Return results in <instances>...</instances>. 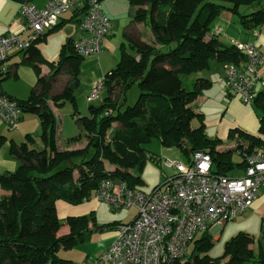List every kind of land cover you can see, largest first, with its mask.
Segmentation results:
<instances>
[{
	"label": "trees",
	"instance_id": "obj_1",
	"mask_svg": "<svg viewBox=\"0 0 264 264\" xmlns=\"http://www.w3.org/2000/svg\"><path fill=\"white\" fill-rule=\"evenodd\" d=\"M12 1L21 4L30 0ZM127 2L132 19L127 30L129 34L125 36L128 35L127 44L132 53L125 51L123 43L120 45L115 68L104 75L106 96L102 104L90 107V117L75 116V124L86 141L83 149L58 148L57 121L49 106V102L59 107L75 99L73 91L79 84L83 58L75 54L72 40L62 46L57 62L50 64L52 74L39 76L27 99H13L22 113L39 118L41 145L34 144V138L28 136L26 143L17 149L12 146L19 165L12 173L0 174V264H68L69 261L57 255L59 249H70L84 242L93 230L106 225L96 226L93 213L69 216L65 220L69 233L57 236L62 224L55 202L61 200L69 205L89 202L103 179H118L130 188H139L141 178L127 169L139 171L144 154L142 146L152 139H158L162 146L177 147L186 156L195 151L208 152L212 158V172L222 175L235 170L231 161L233 151L242 156L238 168L244 170V154L264 145L260 136L233 128L228 133L232 143L221 151L218 148L221 140L206 136L202 115L192 105L211 82L196 78L189 89L183 80V77L209 68L211 60L240 65L244 57L232 44L222 46L215 37L209 40L205 37L212 21L223 11L237 15L245 30L263 27L264 0ZM144 25L149 28V36L140 29ZM134 30L138 42L131 37ZM36 42L23 52L29 64L40 57ZM34 67L39 75L38 67ZM6 76L0 75V79ZM60 77L63 80L59 84L63 87L51 95ZM133 84L138 87V98L132 106L125 107L126 91ZM252 105L260 114L259 132L263 134L264 89H259ZM108 109L112 112L105 115ZM195 119L199 125L192 127ZM84 155L80 163L73 161L74 157ZM147 157L158 165V157ZM107 162L116 168L105 170ZM116 225L107 227L115 228ZM260 232L263 244L264 221ZM194 242L195 252L189 259L184 263L176 260L173 264H264V246L260 244V255L255 259L251 248L253 237L249 233L240 232L226 241L223 254L217 258L207 255L212 246L207 235L203 234Z\"/></svg>",
	"mask_w": 264,
	"mask_h": 264
},
{
	"label": "built area",
	"instance_id": "obj_2",
	"mask_svg": "<svg viewBox=\"0 0 264 264\" xmlns=\"http://www.w3.org/2000/svg\"><path fill=\"white\" fill-rule=\"evenodd\" d=\"M67 12H76L81 36L72 41L81 58L97 56L104 50L111 23L102 10L101 0H51L38 8L31 3L19 4L18 14L25 19L19 33L0 35V75L10 72L9 58L25 52L48 30L57 26ZM219 29L214 31L215 35ZM242 54L240 65L223 64V82L228 92L238 96L244 106H251L264 81L257 70L264 63L255 41H232ZM104 91V75L95 81L86 102L99 100ZM108 109L105 115L111 114ZM22 111L15 100L0 95V121L10 129L17 128ZM264 140V133L262 136ZM187 163L159 159L158 165L171 170L163 172L164 182L145 192L130 188L118 179H103L92 199L103 202L112 211L135 209L129 223L116 225L110 245L94 258L81 264H173L184 257L197 234L218 229L245 212L264 186V145L244 154V172L240 177L213 173L208 152H192Z\"/></svg>",
	"mask_w": 264,
	"mask_h": 264
},
{
	"label": "crops",
	"instance_id": "obj_3",
	"mask_svg": "<svg viewBox=\"0 0 264 264\" xmlns=\"http://www.w3.org/2000/svg\"><path fill=\"white\" fill-rule=\"evenodd\" d=\"M49 1L51 0H30L29 3L38 8H42ZM101 1L102 10L110 20L111 28L108 36L104 40L103 52L97 56L84 57L91 58V60H86L83 68H81V62L78 77H81L82 74L89 71L90 67H92V71L95 73L94 76H96H93V78H91L92 76H89L90 78H88L83 92L85 98L92 84L110 71H107V68H104V66L107 67L108 59L110 57L113 58L114 63L116 64L119 60V54L116 56V51H120V46H116L117 40L114 37L115 34L113 35V30H111V19L115 16L110 9L103 6V3L106 1ZM18 9L19 4L17 2L12 0H0V35H5L8 32H16L19 33L22 38H27L29 36V31L23 30L25 19L18 14ZM78 17L79 16L76 12L65 13L60 18L56 27L48 30L39 41L37 40L35 45L38 47L40 53L38 61L29 64L26 62L24 53L13 54L8 61L10 75L0 79V95H6L18 101L27 99L32 90L36 87L37 78L39 76L52 74L53 70L50 64L56 63V60L59 59L62 46L69 40H76L82 35L79 31ZM210 25H212V27L209 28L210 30L205 37L206 40L215 37L222 46H231L232 41H255L260 53L264 56V26L257 30H245L240 26L238 16L228 11H223L219 14ZM216 29H219L220 31L218 35L214 34ZM109 47L113 48L110 49ZM34 66L38 67L39 75ZM222 66V63L211 60L209 68L196 72L188 76L187 79L185 78L187 87H189V85L191 86L196 78H204L211 82V86L202 91L192 104L195 111L202 115L204 132L206 131V135L209 137L206 127L208 124L207 117L211 112L210 108H207L206 106L204 107V105L213 101L216 102V128L218 129V132L223 133H220V135H227L226 137H228L230 129L238 128L250 135L260 136L262 138L263 134L259 132L260 114L257 108L254 105L249 107L244 106L238 96L228 92L223 82ZM97 70L102 72L100 73V71ZM257 72L264 81V63L258 68ZM60 86L61 85L59 84L57 91ZM62 87L63 86H61V88ZM216 88L218 89L219 96H217ZM50 103L52 104V102H49V104ZM51 109L57 119V107L52 104ZM40 133V120L34 114L22 113L17 128L15 129H10L5 123L0 121V174L12 173L19 165V159L11 150L12 146L17 149L20 144L26 143L28 136L34 138V144L41 145L39 140ZM234 138H236V135ZM219 140L221 139L219 138ZM57 146L60 150H75L74 146L71 145L67 146L66 149H61L58 142ZM218 148H220V146ZM105 170H107L106 166ZM242 175L243 174L237 176L233 175V177H240ZM93 200L91 199L89 202L79 205H69L61 200L56 201L55 208L57 216L62 224L57 236L67 235L69 233V227L65 224L67 217L86 216L90 213L94 214L93 209L98 206V201ZM247 210H251L258 218H260L261 226L262 221H264V186L259 189L256 199ZM96 226L99 227L102 225L96 224ZM88 227L91 228L92 225L89 224ZM211 231H216V229H212ZM115 235V228L107 227L106 225L103 229L93 230L84 242L79 243L70 249H59L57 255L60 258L69 261L68 264H81L84 260L94 258L103 252L110 245ZM252 246L253 245H251V248L253 249ZM255 259H258V257L255 256Z\"/></svg>",
	"mask_w": 264,
	"mask_h": 264
},
{
	"label": "rangeland",
	"instance_id": "obj_4",
	"mask_svg": "<svg viewBox=\"0 0 264 264\" xmlns=\"http://www.w3.org/2000/svg\"><path fill=\"white\" fill-rule=\"evenodd\" d=\"M106 1L103 3V6L107 9H110L112 14L115 16L111 19L112 21V29L113 35L116 38V46L119 47L120 44L125 45V51L128 53H132V50L128 46L127 36L125 33L129 34L127 31L129 29V24L132 19V11L129 7L127 0H103ZM212 27V25H210ZM140 29L143 33H146L149 36V28L148 26H140ZM112 35V37H113ZM131 36V35H130ZM135 38H134V37ZM132 39L138 42L136 31L134 30ZM115 42V41H114ZM116 47V48H117ZM110 49L113 47H109ZM120 55V51H116V56ZM86 60H91V58H84L82 61L81 68ZM57 62V60H56ZM110 64V65H109ZM110 67H109V66ZM116 63H114L113 58L108 59L107 71L115 68ZM102 68V67H101ZM102 70V69H101ZM100 71V70H97ZM102 71H100L101 73ZM94 71H92V67L89 68V71H86L85 74H82L79 78V84L77 88L73 91V95L75 97L74 101H66L61 106L57 107V128H56V135H57V142L61 149H66L67 146L71 145L74 146L75 149H83L86 145V141L82 131L76 126L75 124V116L79 117H90V107H98L102 104L104 97L106 96L105 90L103 93L100 94L99 100L94 101L92 103L86 102L84 89L85 84L90 78L89 76H94ZM96 77V76H94ZM187 79V78H186ZM183 77V80H186ZM63 80L62 77L53 85L51 90V95L56 94L57 88L59 87V83ZM63 85V84H62ZM190 89L189 87H187ZM61 90V86L59 91ZM217 96H219L218 89ZM104 94V96H103ZM139 90L136 84L131 85L125 94V103L124 106H132L137 98H138ZM52 107V104H49ZM210 108L209 116L207 117L208 124H207V134L209 135V139H221L222 144L220 145V150H224L232 140H228L227 135H220L221 132H218L216 128V114H215V107L216 102H208L204 105V107ZM56 118V117H55ZM199 125L198 121L195 119L192 121L191 126L197 127ZM115 125L113 124V127ZM206 134V131H205ZM223 134V133H221ZM218 136V137H217ZM237 137V136H236ZM236 139V138H235ZM245 143V142H243ZM143 148V157H142V165L139 171L135 169H127V172L131 173L132 175H137L141 178L142 182L138 185L139 189L142 191H150L153 187L158 184L164 182L163 172L167 174H171V170L165 169L162 165H157L153 161L148 159V155L158 157L161 160L168 159V160H175L182 163H187L191 158V155L188 156L184 155V153L178 149L177 147H166L162 146L158 139H152L150 142L144 144ZM90 155L93 154V150H89ZM84 156H76L74 157L73 161L75 163H80ZM231 161L234 165L235 170L228 173V175H241L243 174V169L238 168V164L242 162V156L237 152L233 151L231 153ZM107 170H113L116 168L115 165L110 164L107 162ZM93 200V199H92ZM94 201V200H93ZM91 201V202H93ZM98 206L93 209L95 222L97 225H109V224H119V223H129L133 220L134 216L136 215L135 209H120L112 211L107 205L103 202H97ZM95 206V205H94ZM240 232L249 233L253 237V252L254 255L259 257L260 255V244L264 246V243H260V218L256 216L251 210H246L240 215H237L232 221L227 222L225 225L218 228L216 231H206L204 233L197 234L195 240H199L202 238L203 234L208 236V239L212 242V246L208 249L207 255L210 258H217L220 257L224 252V245L225 242L228 241L233 236L237 235ZM194 240V241H195ZM192 242L187 252L185 253L184 257L180 258V263H184L189 257L195 252V242ZM196 253H198L196 251ZM195 253V254H196Z\"/></svg>",
	"mask_w": 264,
	"mask_h": 264
}]
</instances>
